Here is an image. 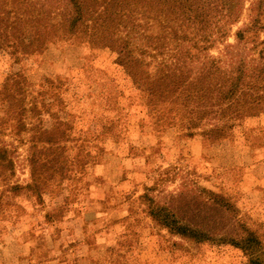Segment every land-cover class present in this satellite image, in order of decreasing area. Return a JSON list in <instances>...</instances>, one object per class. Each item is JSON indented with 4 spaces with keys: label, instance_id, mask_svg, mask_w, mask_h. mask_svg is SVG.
I'll use <instances>...</instances> for the list:
<instances>
[{
    "label": "rangeland",
    "instance_id": "rangeland-1",
    "mask_svg": "<svg viewBox=\"0 0 264 264\" xmlns=\"http://www.w3.org/2000/svg\"><path fill=\"white\" fill-rule=\"evenodd\" d=\"M61 19L0 50V264H245L227 240L264 248V113L188 137L179 101ZM159 207L210 239L170 232Z\"/></svg>",
    "mask_w": 264,
    "mask_h": 264
},
{
    "label": "trees",
    "instance_id": "trees-1",
    "mask_svg": "<svg viewBox=\"0 0 264 264\" xmlns=\"http://www.w3.org/2000/svg\"><path fill=\"white\" fill-rule=\"evenodd\" d=\"M59 18L69 31L87 21L89 41L115 49L148 94L179 101L188 137L223 140L243 117L264 113V0H0V50L16 54L44 40ZM150 213L174 234L210 239L162 207ZM227 242L245 264H264L253 232Z\"/></svg>",
    "mask_w": 264,
    "mask_h": 264
}]
</instances>
